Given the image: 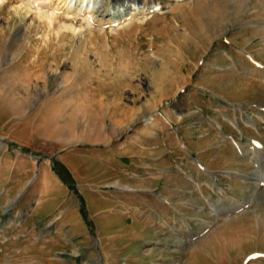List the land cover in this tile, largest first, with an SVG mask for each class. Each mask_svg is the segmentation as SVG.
Returning a JSON list of instances; mask_svg holds the SVG:
<instances>
[{
  "label": "rangeland",
  "instance_id": "374dc122",
  "mask_svg": "<svg viewBox=\"0 0 264 264\" xmlns=\"http://www.w3.org/2000/svg\"><path fill=\"white\" fill-rule=\"evenodd\" d=\"M17 6L0 0V214L19 224L0 264H264V0H92L104 24L75 33Z\"/></svg>",
  "mask_w": 264,
  "mask_h": 264
},
{
  "label": "bare ground",
  "instance_id": "6f19581e",
  "mask_svg": "<svg viewBox=\"0 0 264 264\" xmlns=\"http://www.w3.org/2000/svg\"><path fill=\"white\" fill-rule=\"evenodd\" d=\"M13 1H17V4H18L17 10L15 9V11L18 12L19 10L20 11L24 10V13H26L27 15L30 12L35 11L38 17H41L43 20L48 21L51 24L55 23L58 20L59 21L61 20V23L65 25L63 28L70 29L72 30V32L74 31V33L76 32L78 28H76L73 24L76 23L78 20H81L83 23L86 24V26L90 28L104 24L103 19L99 20L98 18L95 17L94 12L96 11V8L91 6L92 0H79V2H76V3L74 2V0H2V3H9ZM152 8L154 12L160 10L158 5H155ZM128 10L129 8L121 12L123 13L122 17H125V18L128 17L127 20H133L139 14L137 12L138 10L137 8L131 9L130 11ZM107 15H110V14H105L103 16L106 17ZM234 68H236V66ZM260 117H262L261 120L264 121V115ZM240 147L242 148V146ZM257 147L259 148H256V150L261 151V152H258V153L254 152L255 156H254V159H252V161L256 167H259L260 161L261 159L263 160V157H264L262 156V153L264 152V147L260 144H257Z\"/></svg>",
  "mask_w": 264,
  "mask_h": 264
},
{
  "label": "crops",
  "instance_id": "0c3cea01",
  "mask_svg": "<svg viewBox=\"0 0 264 264\" xmlns=\"http://www.w3.org/2000/svg\"><path fill=\"white\" fill-rule=\"evenodd\" d=\"M154 130V129H153ZM136 130H134L133 132H135ZM132 132V133H133ZM158 137H160V135H158ZM167 139L165 138V137H163V140L162 141H160V145H161V142H162V147H163V150H166V151H169V143H168V141H166ZM148 141V140H147ZM140 149H144L145 150V146H143V145H140V144H138L137 145ZM153 150H155V149H153ZM146 151H150L149 149H147ZM144 159H146V158H144ZM146 163H148L147 161H145V160H142V162L140 163V164H138V165H136V164H134L133 163V161L128 165V166H130V167H136V169H143L144 168V166H145V164ZM150 163V162H149ZM123 191H126V192H136V190H135V188H131V186H126L124 189H123ZM149 193H152L151 191L149 192ZM158 198H160V196H158ZM1 199V198H0ZM14 203H16V200L14 201ZM13 206H14V204H13ZM13 206H11V204L9 205V207L7 208V210H4L3 212H2V214H0V231H3V232H6V231H10L11 230V228H13V227H16L17 225H19L18 223H16V219H14V218H16V216L14 215L13 216V218H11L10 217V214H11V208L13 207ZM160 210V209H159ZM158 209H156V213L158 214V211H159ZM18 214V213H17ZM52 214H54V213H51L50 215H52ZM49 215V216H50ZM19 216V215H18ZM48 216V215H47ZM48 216V217H49ZM6 217H9V218H7L6 219ZM51 217V220H48L47 221V225L44 227V229H43V231H49V232H54V231H56L57 229L56 228H58V227H54V225H55V223L59 220V217L57 216L56 217V219H55V221H52L53 220V216H50ZM49 217V218H50ZM20 218V217H19ZM48 218V219H49ZM6 219V220H5ZM102 243V242H101ZM103 243H106L105 242V240L103 241Z\"/></svg>",
  "mask_w": 264,
  "mask_h": 264
},
{
  "label": "water",
  "instance_id": "95a60500",
  "mask_svg": "<svg viewBox=\"0 0 264 264\" xmlns=\"http://www.w3.org/2000/svg\"><path fill=\"white\" fill-rule=\"evenodd\" d=\"M34 181V179L28 184V186Z\"/></svg>",
  "mask_w": 264,
  "mask_h": 264
}]
</instances>
